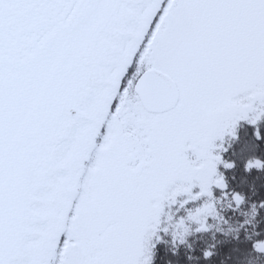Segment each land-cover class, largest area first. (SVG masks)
<instances>
[{
  "label": "snow or ice",
  "instance_id": "6c2138e0",
  "mask_svg": "<svg viewBox=\"0 0 264 264\" xmlns=\"http://www.w3.org/2000/svg\"><path fill=\"white\" fill-rule=\"evenodd\" d=\"M262 148L264 0H0V264H264Z\"/></svg>",
  "mask_w": 264,
  "mask_h": 264
},
{
  "label": "trees",
  "instance_id": "16d2710c",
  "mask_svg": "<svg viewBox=\"0 0 264 264\" xmlns=\"http://www.w3.org/2000/svg\"><path fill=\"white\" fill-rule=\"evenodd\" d=\"M250 133V130H248ZM241 135H244V132H241ZM261 150H264L262 148ZM237 177L236 181H230L229 186L234 190L241 191L246 198V203L241 206V211L238 215H233L231 210H228L225 213V218L227 219L229 216L232 217L228 225H225L221 222L219 225L222 229L221 233L216 234V239L223 240V232H227L228 228L236 229L240 220L245 218L244 214L247 213L248 217L250 216L251 209L248 204L252 201L259 202V200L264 199V177L259 180H256L254 183L252 181V176H248L247 182L244 184H240L239 178L242 175L240 171L234 173ZM254 194V195H253ZM225 202H221V206L224 205ZM253 223L259 222L256 225V231L264 230V209L258 210V215L251 218ZM209 223H214L209 219ZM251 227H249V231H251ZM264 235V232L261 233ZM214 235V229H210L208 233L196 234L195 237H189V242L195 240L193 245L192 255L198 257L200 255L199 249L205 246V243H212V236ZM233 233H229V236H232ZM241 237H243V231L240 233ZM167 239V238H166ZM234 247L238 248L240 251L232 252L231 249ZM248 249V244L244 242L236 243L229 241L228 243H220L216 247V255H214L209 261L205 262L202 260H196L191 262V264H220L225 257H230L225 260V264H237V258L246 254ZM186 250L183 247L178 249V253L176 256H173L170 252L167 251V246L165 244H158L155 249V258L154 264H165L166 261H171L172 264H190L189 261L185 258Z\"/></svg>",
  "mask_w": 264,
  "mask_h": 264
},
{
  "label": "clouds",
  "instance_id": "9594fccd",
  "mask_svg": "<svg viewBox=\"0 0 264 264\" xmlns=\"http://www.w3.org/2000/svg\"><path fill=\"white\" fill-rule=\"evenodd\" d=\"M241 199L243 200V195H241ZM218 202H219V201H218ZM261 203H264V202H261ZM254 204H257V202H256V201H252V202L249 204V208L251 209V213H250V216H249L250 219H251L252 217H255V213L252 211V206H253ZM226 206H228V205H227V202H226L224 205H222V207H226ZM245 214H247V213H245ZM247 215H248V214H247ZM226 259H227V257H225V259L221 261L222 264H225V260H226Z\"/></svg>",
  "mask_w": 264,
  "mask_h": 264
}]
</instances>
